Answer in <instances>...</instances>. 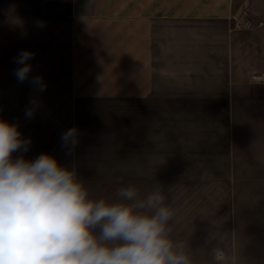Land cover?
<instances>
[{"label":"crops","instance_id":"crops-1","mask_svg":"<svg viewBox=\"0 0 264 264\" xmlns=\"http://www.w3.org/2000/svg\"><path fill=\"white\" fill-rule=\"evenodd\" d=\"M50 9L51 25L69 28L73 105L130 101L132 185L141 197L164 193L171 238L187 242L193 264H216V249L228 264H264V22L244 31L234 20L248 10L264 20V0H53ZM167 24L178 29L170 51Z\"/></svg>","mask_w":264,"mask_h":264},{"label":"clouds","instance_id":"clouds-1","mask_svg":"<svg viewBox=\"0 0 264 264\" xmlns=\"http://www.w3.org/2000/svg\"><path fill=\"white\" fill-rule=\"evenodd\" d=\"M34 55L23 50L14 58L18 82L29 79L26 62ZM29 82L38 92L47 87L39 76ZM30 103L28 119L37 101ZM60 139L71 155L79 130L68 129ZM30 143L17 124L0 119V264H193L187 242L171 238L174 211L160 189L141 197L135 185H126L114 201L93 198L75 168L50 153L26 159ZM214 259L228 264L220 249Z\"/></svg>","mask_w":264,"mask_h":264},{"label":"rangeland","instance_id":"rangeland-1","mask_svg":"<svg viewBox=\"0 0 264 264\" xmlns=\"http://www.w3.org/2000/svg\"><path fill=\"white\" fill-rule=\"evenodd\" d=\"M52 1L0 0V119L17 124L22 138L30 139L29 151L23 154L26 159L50 153L63 166L74 168L77 164L90 196L114 201L119 187L132 185L131 103L85 100L73 105L69 28L63 23L51 25ZM259 16L257 12L244 11L234 19L235 26L244 31L256 30L264 22ZM160 29L170 51L176 47L171 39L178 29L173 24ZM23 50L35 55L26 62L32 65L29 79L18 82L14 70L19 65L14 58ZM259 63L264 67V59ZM36 76L47 85L43 92L36 91L29 82ZM33 100L37 104L33 117L28 119L25 111L33 106ZM73 127L79 130L76 148L80 151L67 155L60 138Z\"/></svg>","mask_w":264,"mask_h":264},{"label":"built area","instance_id":"built-area-1","mask_svg":"<svg viewBox=\"0 0 264 264\" xmlns=\"http://www.w3.org/2000/svg\"><path fill=\"white\" fill-rule=\"evenodd\" d=\"M258 80H261V77L257 78Z\"/></svg>","mask_w":264,"mask_h":264}]
</instances>
